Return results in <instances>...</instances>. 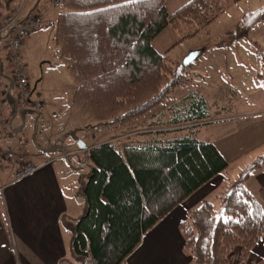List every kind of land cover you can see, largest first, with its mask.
<instances>
[{"label": "trees", "instance_id": "trees-1", "mask_svg": "<svg viewBox=\"0 0 264 264\" xmlns=\"http://www.w3.org/2000/svg\"><path fill=\"white\" fill-rule=\"evenodd\" d=\"M62 4L66 10L57 21L56 42L78 84L73 106L96 120L95 126L109 128L143 116L177 86L192 82L183 73L185 65L173 68L153 41L169 25H206L221 9V0H189L174 12L166 0ZM262 20L264 6L247 13L240 29ZM173 112L169 123L174 125L196 126L210 116L198 92L187 95ZM169 131L156 130L150 140L123 149L112 141L90 148L91 171L81 185L85 212L65 221L72 233L71 256L61 264H122L172 209L228 168L213 142L188 134L169 139ZM261 163L264 159L252 167ZM251 168L242 170L233 188L220 196L219 209L204 200L181 223L185 251L195 264H246L264 239V209L245 186Z\"/></svg>", "mask_w": 264, "mask_h": 264}, {"label": "rangeland", "instance_id": "rangeland-1", "mask_svg": "<svg viewBox=\"0 0 264 264\" xmlns=\"http://www.w3.org/2000/svg\"><path fill=\"white\" fill-rule=\"evenodd\" d=\"M16 1L22 4L25 0ZM26 2V9L36 8L43 13L47 23L23 47L30 75V100L35 97L42 106L39 111H26L24 117L12 118L14 128L20 126L21 129L16 143L20 137L26 140L22 148H14L25 152L27 161H34L39 156L35 148L46 149L49 140L63 147L55 153L62 156L67 153L63 158L74 168L65 184L72 205L78 211L82 207L76 215L82 216L85 212L80 187L91 171L90 148H84L82 144L91 147L112 141L123 146L138 131L154 135L156 130H171L165 133L168 138L188 134L200 140L218 142L223 149L230 148L228 157L232 162L201 189L217 209L221 206L220 196L233 188L241 171L264 159V20L240 29L245 15L263 7L264 0H221L216 18L206 25L184 23L176 29L167 26L153 43L173 68L184 64L183 60L192 51H201L183 72L191 76L192 82L177 86L143 116L124 126L110 128L95 126L96 120L83 117L73 106L78 84L58 55L60 46L55 32L58 16L66 8L61 1L55 0ZM191 92L205 97L210 116L196 126L170 124L169 119L175 114L173 110ZM43 110L44 113L38 115ZM246 185L264 209V166L250 169ZM63 229L66 237L71 235L65 223Z\"/></svg>", "mask_w": 264, "mask_h": 264}, {"label": "crops", "instance_id": "crops-1", "mask_svg": "<svg viewBox=\"0 0 264 264\" xmlns=\"http://www.w3.org/2000/svg\"><path fill=\"white\" fill-rule=\"evenodd\" d=\"M60 1L62 2V0ZM188 1L166 0V7L169 12H173ZM26 5V0L22 4L16 0H1L0 25L3 24L5 16L10 13L21 11L24 16L41 13L36 8L26 9ZM45 25H47L46 22ZM37 32L32 33L24 40L21 49L22 55H24L23 47ZM3 33H5L4 36ZM3 33L0 35V88L6 92L5 113L9 121L7 124H0V142L5 149L19 152L14 147L22 148L26 144V140L22 146L16 143L17 133L21 129L20 126L14 128L12 118L18 115L24 117L26 111L33 112L39 108L28 106L20 111L15 108L16 89L5 47L11 32L7 30ZM58 51L61 58L60 47ZM30 95L31 90L28 96L30 105L38 102L35 97L30 100ZM42 113L44 110L41 113L38 112V115ZM10 130H13L12 139L6 137V132ZM66 130L64 131L67 132ZM147 133L148 131H138L127 143H143L154 137L153 134ZM170 136L169 139H172ZM213 143L217 145L228 161L231 160L228 157L230 148L223 149L218 142L213 141ZM98 144L101 143L87 148ZM128 144L116 145L123 149ZM36 145L38 146L37 143ZM60 148L63 147L54 145L51 140H49L46 149L36 147L39 156L34 161L28 160L34 164L35 170L22 178L15 177L17 168L15 161L5 162L0 168V264H61L63 259L71 256L72 233L67 235L68 237L65 236L64 223L66 218L69 220L78 219L81 215L76 214L82 210V207L78 211V208L70 202V194L65 180L74 168L73 166L70 168L63 158L67 153H64L63 156L55 153V150ZM20 153L26 160L27 154ZM230 162L232 161H229V165ZM261 166H264V163H261ZM220 186L223 187V185ZM245 186L250 191L246 181ZM203 187L186 201L177 205L149 230L140 245L127 257L125 262L127 264H195L192 256L185 251V239L180 225L188 219L192 209L197 208L204 200H208L202 194ZM246 264H264V240L261 239L252 248Z\"/></svg>", "mask_w": 264, "mask_h": 264}, {"label": "built area", "instance_id": "built-area-1", "mask_svg": "<svg viewBox=\"0 0 264 264\" xmlns=\"http://www.w3.org/2000/svg\"><path fill=\"white\" fill-rule=\"evenodd\" d=\"M1 1V0H0ZM60 2V0H55ZM45 26L42 13H35L24 16L21 11L7 14L4 18L3 24L0 25V35L9 30L10 37L6 40V51L8 62L12 69V80L16 89L14 96L15 108L20 111L28 106L35 109L41 107L40 102H35L30 105L28 96L31 90L29 75L27 71L26 62L22 55V45L24 40L32 33L37 32ZM5 90L0 88V124H7L9 121L5 113L6 94ZM6 137L12 139L13 130L6 132ZM25 143L23 137L18 138V145L22 146ZM17 163L15 172L16 178H22L35 170V166L30 161L25 160L24 155L20 152L5 149L0 142V168L5 162ZM122 264H127L123 262Z\"/></svg>", "mask_w": 264, "mask_h": 264}, {"label": "water", "instance_id": "water-1", "mask_svg": "<svg viewBox=\"0 0 264 264\" xmlns=\"http://www.w3.org/2000/svg\"><path fill=\"white\" fill-rule=\"evenodd\" d=\"M201 53L200 50H195V51H192L188 56H186V58L183 60V63L184 65L188 66L194 59H196L199 54ZM82 147L84 148H87L84 144L81 145Z\"/></svg>", "mask_w": 264, "mask_h": 264}, {"label": "snow or ice", "instance_id": "snow-or-ice-1", "mask_svg": "<svg viewBox=\"0 0 264 264\" xmlns=\"http://www.w3.org/2000/svg\"><path fill=\"white\" fill-rule=\"evenodd\" d=\"M230 219V218H229Z\"/></svg>", "mask_w": 264, "mask_h": 264}]
</instances>
